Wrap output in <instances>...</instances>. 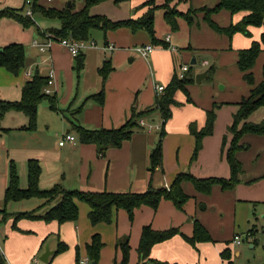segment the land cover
<instances>
[{
    "label": "crops",
    "instance_id": "crops-1",
    "mask_svg": "<svg viewBox=\"0 0 264 264\" xmlns=\"http://www.w3.org/2000/svg\"><path fill=\"white\" fill-rule=\"evenodd\" d=\"M148 1L150 0H131L129 1V11H119L115 13V15L109 16L115 18L114 20L116 21L139 19L147 13L149 8L139 11L137 8L141 3L144 4ZM208 1L209 0H206V4L209 3ZM219 2L220 0L217 1L215 6ZM63 4L64 3L60 1V6L62 7L59 9L65 7ZM83 6L84 3H81L78 10L82 9ZM215 6L206 5L195 9L213 8ZM100 7L101 6H95L92 8L91 14L94 16H106L100 13ZM224 12L229 13L227 11ZM219 14L213 16V21H216L217 24L220 22ZM245 15V13L236 15L230 13L232 17L231 21L235 20L237 23H240ZM200 16L203 17L204 13L200 14ZM18 25L21 27L22 31L29 34L30 40L27 44V41L23 40L16 41V43L23 44L24 46L27 45V47L28 44H30L29 47L38 50L32 45L34 41L33 35H35L34 32L31 29L22 28L20 24ZM231 25H233V22L231 24L227 23V25L224 24L222 27L225 28ZM204 27L205 32L203 35L196 37L195 45H192L191 42V44L183 48H180L181 39L184 40L183 38L175 35L172 36L171 34H167L163 38L157 35L158 38L162 40L170 37L169 44L176 50L156 47L155 51L147 58H143L136 54L134 49L138 46L153 45L149 35L147 36L139 32L134 34L127 29H122V31L115 36L107 34L100 47L88 48L84 51L85 68L80 73V76L77 74V81L74 79L73 75V73L76 72V59L58 43H55L48 53H41L38 50L39 54L36 55L35 60L26 56V66L18 75H13L6 69L0 68V101H20L23 87L32 79L35 73L38 72L41 76L49 78L51 72H54L55 83L51 88H54L55 94H61L60 97H57L60 102V108L65 110L64 116L63 114L49 110L48 106H45L43 108L44 120L41 121L39 118L38 130L36 132L23 129L28 126V118L24 114L17 112L6 114L1 124L4 131H0V135L13 132H16V134H7L6 137L8 141L0 143L2 147L8 149L6 160H3L2 170L0 171V193L2 192L3 197L5 198V192L10 183V166L11 164H15L16 160H18L17 166L20 164H28L30 160H36L40 163L42 173L39 187L42 191H49L56 185H62L64 189L68 191H108L114 193H126L129 191L140 192L144 188H148L150 180V155L156 147L158 136L154 135L153 131L155 130L157 133L160 132L162 124L150 125L149 127L151 130L149 132L145 130L136 132L133 138L125 142L121 148H111L107 151L105 157H100L96 145H83L79 142L78 135L71 128V123L68 120L69 117H72L68 110H77L83 107L76 119L82 127L88 130H112L122 127L130 119V111L134 104L137 106L136 108H138V111H147L155 108L156 97L158 95L156 91L157 86L166 87L172 80L174 74L177 71L180 72L183 66H192L193 61H196L197 65L199 63L198 55L195 57V54L200 52V46L210 48V50L214 51L227 48L228 45L225 42V38L218 36V33L212 30L204 20L203 24L199 25L196 24L195 20L194 25L190 26V35H192L196 29H202ZM42 30L44 29L42 28ZM249 31L254 34V39L250 41L249 46L244 44L240 47H236V52L242 49H248L254 41H259L264 29L250 27ZM239 36L240 34L236 35L233 40ZM218 37L223 40L222 48L215 46L217 41H219ZM38 39L43 43L46 41V35L45 37L39 35ZM237 41L240 42L239 38ZM10 42L11 41H5L0 47H6ZM93 42L97 45V41ZM109 45H114L116 49L112 52L105 51L103 48ZM31 52L33 53L32 50ZM108 60L112 62L115 71L110 75L105 85V102L103 106H100L89 98L96 95L101 90V79L99 78L98 70ZM258 61L259 64L255 69V73L263 66L264 54L260 56ZM208 65V61H203L201 63V68L203 69L191 71L194 72V75L202 74L207 71L204 68ZM44 68L48 70L47 73H44ZM208 70L210 71V69ZM29 72L32 73V76H28ZM256 80L259 82L261 78L256 76ZM141 86H145V89L142 93L139 92V96L133 104L135 92H137ZM250 90L251 87L249 86V91ZM176 97H179L178 93ZM213 103L214 99L201 109L194 106H188L191 108L186 107L182 108V110H178L177 108L174 109L173 118L166 125L167 135L165 136L166 138L164 137L165 139L163 141V163L162 166L155 171L156 183L159 181V183H157V188H169L172 181L175 180L180 173L190 172L197 178H208L210 176H220L226 179L230 178L231 171L225 155L222 153L221 137L226 130V125L230 127L234 122L233 117L231 125L229 123V120H231L229 112L231 113L234 108L226 107L225 109L220 108L219 112L218 110L216 111L215 134H213L215 137H206L203 141V149L197 160L194 162L191 160L196 142L194 136L190 133V125L196 124L199 129H202L206 125L207 112L212 109ZM239 109L240 107L238 105L237 110L235 109L237 112L234 113V116L238 113ZM48 111L54 115L58 114L59 116H56L58 118L52 116L53 114H49ZM221 115H223L222 118ZM260 115V119L252 118L251 122L250 117L248 122L256 124L259 120L263 119L264 121V112H260ZM144 122L146 124V121ZM153 122H155V120ZM223 123L225 126L222 125ZM41 124L42 128H40ZM53 124L55 128L58 127L57 130L61 133L59 136H61L63 140L66 135H72V132H75V142L67 143L65 146L61 147L60 143L63 141L61 139L59 146L56 147L50 145L48 141H44V134L40 131L44 128L51 131ZM9 135H12V137ZM15 137H20L22 142L20 144H15L13 142ZM229 137H231V135ZM245 139V143H250V150L254 147L256 148L255 144H257L262 148L260 152H264V137L247 135L244 137L243 141ZM243 152L238 154V159L244 165V174L240 179L242 184L240 183V185L235 188L239 201L245 200L239 196L240 192L245 189L242 185H246L247 182L254 180L258 176L264 175V167L259 166V163L249 168L250 174L246 172L248 168L246 166V160L242 157V155L245 154ZM24 153L26 155L22 157ZM257 159L259 162V157ZM26 181L28 182V171L26 179L22 181L23 187ZM263 185L264 182L259 185L260 189L264 187ZM32 200L34 202H30ZM26 201L32 204H29V206L28 204H23L24 206L22 208H20L21 206H13L12 211L8 212V208L11 207V203L14 202L6 205L4 199V207H0V222L2 223L7 214L11 216L18 212L21 213V210H27L26 212H28L33 206L35 209L48 208L42 207L45 202L40 199ZM85 204L86 203L81 204V202L78 203L80 212L78 221L76 223H68L60 229L61 239L70 248L66 256L61 255V257L66 258L68 264H77L76 248L80 249L81 260L87 257L86 247L91 243L94 235H100L104 243V248L102 249L98 264H118L123 257L122 251L118 246L120 240H125L128 237L131 250L136 249L138 252L142 231L147 226H151L156 231L178 229L183 235L191 238L194 234V222L196 219L207 229L214 240L213 243L198 244L196 249H191V245L188 244L182 236L178 235L169 241L156 245L152 250V260L165 264H227L221 257L222 252L227 248V245H221V243L225 242L227 238H230V241L227 243H231L232 252L237 250V247H233L232 241L236 236L240 235L236 234L235 230L231 227L232 221L230 219L224 221L227 215H229V217L231 216V207H226V209L223 210L221 209L219 212L216 210L214 218L211 221L209 218L202 217L200 214L199 216L201 219L198 218V213L195 212L193 204L186 205L183 213L175 207L174 203L164 200L157 210L146 206L137 209L134 213L133 222L129 220L126 212L120 210L115 213L112 224H101L94 227L89 220L91 209L89 205ZM16 207L19 209H16ZM235 212L237 214L238 206L237 208L235 207ZM222 214L224 215L222 216ZM191 215H194L195 218H191ZM50 226V231L56 230V225ZM22 228L25 229V226H22ZM26 228L31 229L32 226L27 225ZM37 228L41 233V238L46 237L47 227L39 225L35 227V229ZM225 228H227V231ZM223 229L224 234H230L228 237H222L223 233L221 231ZM27 240H29L27 236L9 232L7 228L5 231H0V243L3 241L4 244V247L0 245V249L7 259L8 264H25L30 260L33 254H37L40 249V240L31 241L30 245ZM218 243L220 244L216 245ZM211 245H213L214 251H211L209 255L206 250L207 247ZM50 251L56 253V249H50ZM236 255L240 256L241 253L236 251ZM54 256L55 255L50 257L49 263L52 262L51 260H53ZM61 257H58L54 264H60ZM130 257V261H135L136 258H134L132 252H130ZM35 261L38 260L34 259L33 264H35ZM137 264H140V257Z\"/></svg>",
    "mask_w": 264,
    "mask_h": 264
},
{
    "label": "trees",
    "instance_id": "trees-1",
    "mask_svg": "<svg viewBox=\"0 0 264 264\" xmlns=\"http://www.w3.org/2000/svg\"><path fill=\"white\" fill-rule=\"evenodd\" d=\"M83 1V8L78 10L75 2H72L70 8H68L67 5L59 9L52 7V4H41L36 0L33 7L34 18H29L24 15V4L21 9L13 10L8 8L1 11L0 21L2 19H10L20 24L24 29L35 28L40 36L45 37L46 34H50L55 40L70 39L76 42H88L92 31H103L104 33H108L120 28H127L133 33L145 31L150 36L152 44L155 47H162L164 49H169V44L165 40L157 38L155 32V13L158 9L164 10V19L170 29L175 32L179 29L178 21L180 19H185L188 21L189 26H193L195 23L194 18L198 13H205V20L212 30L220 35L228 36L229 38H232V36L238 33L251 36L249 31L250 27L264 29V0H220L213 8H191L187 13L181 12L178 9V5L181 3H191L193 0H181L175 5L174 3L176 0H165L162 5H157L155 0H150L137 8L138 11L149 8L144 16L136 20L130 19L119 22H114L105 16H94L91 14L92 8L111 0ZM114 1L118 4L130 0ZM222 11H227L232 15L239 13H245L246 15L239 24L223 28L212 21V16ZM36 18H41L49 22H58L59 26L48 27L42 30L41 27L36 24ZM262 54H264V32L260 40L254 41L250 48L238 51L237 64L243 75L244 81L251 87V90L249 97L244 98L238 104L240 109L234 116L233 125L228 128V132L233 135L232 144L225 155L231 171L229 179H198L190 173H180L169 188L155 189L150 184L148 190L140 194L134 192L68 191L64 189L62 185H56L49 191H42L39 187L42 170L38 161L30 160L28 162V187L26 189L20 188V178L16 165L11 164L10 183L4 198L5 204L40 199L45 202L42 207H49V210L43 215L38 214V211L11 215V217L15 219L14 227H16L18 221L22 219L43 221L46 224L56 222L59 225L67 222H77L80 215L78 207V203L80 202L89 205L91 209L89 220L94 227L101 224H112L115 213L120 210L128 212L130 219L133 220L134 213L137 209L146 206L157 210L164 200L171 201L177 209L183 210L185 203L190 198L184 191L185 184H192L196 191L203 194H210L215 186H220L224 192L234 191L235 188L240 185L241 176L244 174V165L238 159V154L250 148V146L242 143L244 137L247 135L264 137V121L259 124L248 122V119L253 113L264 107V62L262 66V79L259 82L256 81L253 73L256 63ZM26 56V48L23 44L13 43L3 48L0 47V68L6 69L13 75H18L26 66ZM75 59L77 62L76 73L80 76V73L85 68L84 52ZM114 71L115 68L110 60L106 61L98 70V75L101 79V90L96 95L91 96L89 98L90 100L100 105L104 104L105 85ZM212 71L213 69L210 68L209 73ZM191 73L192 71L189 69L188 73L182 79L180 78V73L177 71L170 83L164 87V92L158 93L155 108L143 113H137L134 108L130 119L118 129L88 130L82 127L76 118L81 113L83 107L77 110H68L72 116L68 118L71 123V128L78 135L81 144L96 145L98 147L99 156L105 157L109 149L121 148L125 142L133 138L136 132L144 130L145 127L141 125V121L147 115L158 112L162 116L163 122L160 131L161 140L150 155L149 172L152 174L160 168L163 163L162 139L167 135L166 125L172 118V107L177 105L175 95L178 91L187 92L186 88L194 83V78ZM48 83L49 78L43 77L37 72L23 87L20 101H0V131H4L1 124L6 114L17 112L24 114L28 118V126L23 129L35 132L38 127L39 106L44 101H49L51 111L61 113L65 116V112L61 111L58 107L57 96L51 97V95L45 93V88H48ZM189 101H191L190 98ZM222 105L223 104H215L212 109L207 112L206 125L202 129H199L196 124L190 125V133L194 136L196 142L192 162L197 160L202 151L204 139L213 135L217 118L216 111L221 108ZM225 147L226 138L223 142V154L225 153ZM178 235L182 236L184 240L193 247H197L198 244L202 243L214 242L207 229L199 221H195L194 223V234L191 238L183 235L178 229L156 231L151 226H147L142 231L138 248L140 264H147V261L153 264H162L150 259L153 248ZM230 245V242L227 243V248L221 254L222 259L227 264H233ZM118 246L123 255L120 264H129L131 248L128 239L120 240ZM68 248L66 243L60 241L55 256L66 252ZM103 248L104 243L102 237L100 235H94L91 243L86 247L87 258L90 262L99 263ZM80 261L81 257L78 249L76 257L77 264H79ZM0 264H8L1 249Z\"/></svg>",
    "mask_w": 264,
    "mask_h": 264
},
{
    "label": "rangeland",
    "instance_id": "rangeland-1",
    "mask_svg": "<svg viewBox=\"0 0 264 264\" xmlns=\"http://www.w3.org/2000/svg\"><path fill=\"white\" fill-rule=\"evenodd\" d=\"M60 1L63 2L64 3L63 5H65V6H67L69 4V2H75L77 9L80 8L81 3H84L83 0H58V1H55L51 6L56 7V8L62 7V6H60ZM155 1H156L157 5H162L165 0H155ZM178 1L180 2L181 0H176L174 5L177 4ZM183 1H185V0H183ZM217 1L218 0H209L208 1L209 3L206 4V0H193L191 3L189 2V3L179 4L178 9L181 12L187 13L191 8L195 9V8H199V7L206 6V5L207 6L208 5L215 6ZM25 2H26V0H0V12L5 10V9H8V8L13 9V10L21 9L23 7V5L25 4ZM42 3L45 4L44 2H42ZM141 5H143V3H141L138 6V8L141 7ZM97 6L98 7L101 6L99 8V11H101L100 13H103L102 15H106L105 17H107V18L109 17L108 19L111 18L110 20H112L114 22H119V21L114 20L115 18H112L109 15H115V13H117L119 11L127 12L130 10L129 1L117 4V3H115L114 0H111V1L101 3ZM104 6H106V7H104ZM200 14H202V13H200ZM200 14H197L194 18V20H196L197 25L203 24V20L206 22L205 13H204L203 17L200 16ZM219 16H220L219 18H220V22L222 25H224V24L227 25V23L231 24L232 22H233V25L239 24V22L237 23L235 20L231 21L232 17L230 16V13H226V12L222 11V12H220ZM213 20H214V17L212 16V21ZM35 21H36V24L39 27H41V29L59 26L58 22L44 21L41 18H36ZM178 22H179V29L176 32L172 31L164 19V10L158 9L155 13V32H156V35H158L161 38H163L167 34H171L172 36L175 35V36L181 37L185 40L184 41L181 39L180 48H183L184 46L191 44V42H192V45H195L196 37L199 35H203L205 32V27H204L202 29H196L195 32L192 33V35H190L191 29H190V26L188 24V21H186L185 19L184 20L180 19ZM220 22H219V24H220ZM215 23H216V21H215ZM206 24H207V22H206ZM221 24L219 25L220 27H222ZM122 29L123 28H120V29H117L115 31H111L108 33H104L103 31H92L90 39L87 42V44L90 46V44L93 41H97V46L100 47V45L104 41L107 34L108 35L111 34V35L115 36L119 32H121ZM124 29H127V28H124ZM31 30L35 34V35H33L34 40H39L38 39L39 35L37 33V30L35 28H31ZM127 30H129V29H127ZM129 31L131 32V30H129ZM139 33H144L148 36V34L145 31H142ZM239 34H240V36L236 37V39L233 40V38ZM47 35L48 34H46V36ZM158 36H157V38H158ZM218 36L225 38V40H226L225 42L228 45L227 48H225L223 50L219 49V50L214 51V50H210V48H205V47L200 46L201 47V48H199L200 52L195 54V57L198 55L197 57H198L199 63L196 66H191V65L188 66L189 69H191L192 71L195 69H203V68H201V63L203 61H208L209 65L205 66L204 69L208 70V69L212 68L213 71L209 74L208 78L205 79L201 84H198L196 82V76L197 75H194V72L191 73V75L194 78V83L190 84L186 88L187 92L178 91L177 93L179 94V97H176V95H177V93H176L175 101H176L177 105L172 107V118L174 115V109H176V108L178 110H182V108H186V107L191 108L188 106H194V107H199V109H201L202 107L207 106L208 103L212 102V99H214L213 106L215 104H218V105L223 104L221 107L223 109H225L226 107L234 108L231 113L229 112V115L231 118V120H229V123L231 125V121H233L234 113L237 112L236 110L238 108V104L244 98L249 97V92H250L249 91V85H247L245 83V81L243 80V77L240 73V70H239V67L237 64L238 51L236 52L235 50H236V47H240L244 44H247L249 46L250 41H252L254 39V34L251 33V36H246L242 33H238V34H235L234 36H232V38H229L228 36H225V35L224 36L219 35V34H218ZM222 38H219V41H217V43L215 44L216 47H218V48L223 47ZM238 38H239L240 42L237 41ZM21 40L27 41L26 42V44H27L28 41L30 40L29 34L25 31H22L21 27L17 24V22L10 20V19H2L0 21V45H2V43H4L5 41H11L10 44H13V43H16V41H21ZM206 44H209V43H206ZM29 45L30 44H28V47H27V45L25 46L26 54H27L28 58L35 60L36 55L39 54L38 53L39 51L36 49H32L31 47H29ZM31 50L33 51V53L31 52ZM258 64H259V61H257L253 73L255 75V78H256V76H258L262 79V68L258 69L255 73V69H256ZM44 71H45L44 73H47L48 70L46 68H44ZM73 75H74V79L77 81L78 80L77 73L74 72ZM108 80H107V82H108ZM46 89L47 88H45V90ZM49 89L53 92L51 94V97H54V96L60 97L61 94H58V95L55 94L54 88H49ZM144 89H145V86H141L139 88V90L137 92H135V98H134L133 104L135 103L136 99L138 98L139 92L142 93V91H144ZM105 95H106V89H105ZM239 95H240V97L238 98ZM189 98L191 99V101H189ZM182 101H184V102H182ZM95 103L100 105L97 102H95ZM103 105H100V106H103ZM45 106H48V108L50 110L49 101H44L39 106L38 122H39V118L41 121L44 120L43 119V116H44V109L43 108ZM58 107L61 111H65V110H62L60 108L59 99H58ZM136 107L137 106L134 104V106L131 108L130 116H131L132 110L134 108L136 109L137 113H143V112H147V111L152 110V109H150L147 111H144V110L138 111V108H136ZM194 109H196V108H194ZM219 111H220V108L218 109V112ZM260 112H264V108L260 109L256 113H253L250 116L251 117L250 121L252 122V118H257V119L259 118L260 119V116H261ZM48 113H49V111H48ZM49 114H53V113H49ZM52 116H55V118H58L56 116H59V115L53 114ZM222 116L223 115H221V118H222ZM143 120L146 121V124L148 125V126L146 125L147 127L144 130L148 131V132H149V126L150 125H158V124H162V122H163L162 116L158 112H155V113L153 112L152 114L147 115ZM154 120H155V122H153ZM261 122H263V119L256 122V124H259ZM42 124H43V122H42ZM42 124L40 125V128H42ZM222 125L225 126L224 123ZM228 127H229V125H226V130L221 137L222 153H223V142H224V139L226 138V147H225L224 155H226V153H227L228 149L230 148L232 141H233V135L230 134L229 132L227 134ZM57 129H58V127L55 128V125L53 124L51 131H48L47 128H44L40 131V132H43V134H44L43 140L48 141L50 145L56 146V147L59 146V142L62 139L61 136H59L61 133L58 132ZM37 130H38V127H37ZM7 134H16V132L7 133ZM7 134H4V135L1 134L0 135V143H3V141H8V139L6 137ZM153 134L158 135L157 136V144H158V142L161 140V133L160 132L157 133V131L154 130ZM213 134H215V133H213ZM72 135L75 137V132H72ZM230 135H231V137H229ZM9 136L12 137V135H9ZM211 137L213 138V137H215V135H213ZM165 138L162 139L163 152H164V142L163 141ZM13 142L15 144H20L22 142V139L20 137H15L13 139ZM245 142H246V139L242 143L249 146L250 143L248 142L249 144H247ZM255 145H256V148L254 147L251 150L249 148L248 150H244V152L241 151V152L245 153L242 155V157L246 160V166L248 168V170L246 172H249V174L251 173L249 168L257 165L258 163H259V166L264 167V152H260L262 150V148L259 147V145H257V144H255ZM7 150L8 149H5V147H2L0 145V171L2 170L3 160L5 161L6 157H7ZM192 154H194V151ZM25 155L26 154L24 153L22 157H24ZM192 157H193V155H192ZM258 157L260 159L259 162L257 159ZM225 158H226V156H225ZM23 160H24V158H23ZM191 160H192V158H191ZM191 160H190V162H191ZM17 163H18V160H16L15 164H16V168L18 171L19 178H21V180L19 181V184H21V188H26L28 185V182L26 181V184L23 187L22 181H24L26 179L27 171H28V164H20L17 166ZM155 174H156L155 172L152 174L149 172L150 180H149L148 188L151 184L153 188L161 189L163 187L157 188V183H159V181L156 183ZM190 174H192V173H190ZM151 175H152V177H151ZM210 178L226 179V178H224V177L222 178L220 176H212V177L210 176L208 178H198V179H210ZM173 182H174V180L172 181V184H173ZM262 182H264V175L258 176L254 180L247 182L246 185H242V186H244L245 189L240 192L239 196H241L243 199H245L243 201H239L237 199V193L235 190L230 191V192L229 191L224 192V191H222L220 186H215V187H213V190L210 194H203V193H199L198 191H196L195 187L192 184H185L184 185V191L190 198L185 203L183 210H179V209L178 210L180 212H183L185 210L186 205L193 204V206L195 208V212L198 213V218H200V216H199V214H200L202 217H207V218H209V220L212 221L214 218V214L216 213V210L219 212V210H221V209L223 210V209H226V207L227 208L231 207L232 208V214L230 217H229V215H227L226 218L224 219V221H228L229 219L232 221L231 227L235 230L236 234L240 235L241 240H242V244L236 248L237 250H234V252H232V263L233 264H264V187L262 189H260V187H259V185ZM148 188H144L140 192H134V191H129V192H134V193L140 194V193L146 192L148 190ZM3 200H4V197H3V194L1 192L0 193V205H2V206H0V207H2V208L4 207ZM30 202H34V201L32 200ZM30 202L21 201L20 203H15V202L11 203L12 205H11V207L8 208V212L12 211L13 206H18V207L21 206L20 208H22L24 206L23 204H28V206H29V204L31 205L32 203H30ZM81 204H83V203H81ZM237 206H238V212L236 214L235 207L237 208ZM18 207H16V209H19ZM47 210H49V207L48 208L35 209V207L33 206V208L28 210V212H26L27 210H21L22 211L21 213H30V212L38 211L39 212L38 214L43 215L46 213ZM124 212H126V211H124ZM18 213H20V212H18ZM126 214H128V212H126ZM223 215L224 214H222V216ZM8 216H10V215L7 214V216L5 217V220H3L2 223L0 222V231H5V229L7 228V231H9V232H15L17 234L27 236L29 238V240H27L29 245L31 244V241L40 240L39 241V244H40L39 251L37 252V254L36 253L33 254L31 256L30 260H28V262L25 264H33L34 259H37L39 264H45L40 260L41 256L45 253L47 247L50 249H56V250L58 249L59 242L60 241L63 242V240L61 239L60 229L62 226L66 225L68 223H71V222H67V223H64L62 225H59L58 223L53 222L51 224H46L43 221H33V220H29V219H22V220L18 221V223L16 224V227H14V221H15L14 217H11V216L8 217ZM128 217H129V220L131 222L134 221V218H133V220L130 219L129 214H128ZM191 218H195V216L191 215ZM195 221H198V220L196 219ZM27 225L32 226V228L31 229L26 228ZM39 225L47 227V229H46L47 234H46V237H44V238H41L42 236H41V233L38 231V228L35 229V227H37ZM50 225H56V230L50 231L51 230ZM22 226H25V229H23ZM225 229L227 231V228H225ZM221 232L223 233L224 229ZM229 235L230 234H228V233H225V234L223 233L222 237H228ZM127 239L129 241L128 237H127ZM228 241H230V238L225 239V242L221 243V245H227ZM219 244L220 243H218L216 245H219ZM0 245L2 247H4L3 241H2V243H0ZM129 245H130V241H129ZM190 247H191V249H196V247H193V246H190ZM130 248H131V245H130ZM114 249H115V247H114ZM69 250H70V248H68V250L66 252H64L60 255L54 256L53 260H51L52 261L51 264H54L55 260L58 257H61V255L66 256V253ZM211 251H214L213 245L208 246L207 250H206V252H208L207 254L211 253ZM236 251L240 252L241 255L237 256ZM131 252L133 253L134 258H136V259L133 262L129 260V264H137V261L139 259V254H138L136 249L131 250ZM77 253H78V248H76V257H77ZM79 254L81 257L80 249H79ZM8 257H9V255H8ZM86 258L87 257H84V259H86ZM9 259H10V257H9ZM150 259L152 260V255L150 256ZM121 261L118 264H120ZM146 263L147 264H153L150 261H147ZM60 264H68L65 257H61ZM162 264H165V263H162Z\"/></svg>",
    "mask_w": 264,
    "mask_h": 264
},
{
    "label": "built area",
    "instance_id": "built-area-1",
    "mask_svg": "<svg viewBox=\"0 0 264 264\" xmlns=\"http://www.w3.org/2000/svg\"><path fill=\"white\" fill-rule=\"evenodd\" d=\"M36 0H26L25 2V9H24V15L26 17L29 18H34V13H33V7H34V3ZM56 0H38L39 3L42 4V2L46 3V4H53ZM165 41L169 44L170 43V37H167L165 39ZM55 43H58L60 46H62L63 48H65L71 55L73 58H77L83 51H85L88 48H97V45L92 42L90 44V46L87 44V42H76L74 40H55L54 37L50 34H48L46 36V41L45 42H40L39 40H34L32 45L33 47L37 48L41 53H48L53 45ZM105 51H114L116 48L114 45H109V46H105L103 48ZM156 47L153 45H145V46H138L134 49V51L136 52V54H138L139 56L143 57V58H147L149 57L154 51H155ZM169 49L172 50H176L174 47H172L169 44ZM189 71V67L188 66H183L180 69V78H184L185 75L188 73ZM28 76H32V73L29 72ZM55 83V75L54 72H51L50 77H49V83H48V88L45 90V93L47 95H51L53 92L49 89L51 88ZM156 91L158 93H163L164 92V87L162 86H157ZM141 125L143 127H147L144 121H141ZM151 130V128L149 127V131ZM161 130V127H160ZM75 142V137L72 136L71 134L66 135L65 139L60 143V146H65V144L67 143H74ZM233 247H238L242 244V240L240 236H236L233 239ZM35 264H39L38 261H35ZM79 264H91L90 260L88 258L86 259H82L80 261Z\"/></svg>",
    "mask_w": 264,
    "mask_h": 264
},
{
    "label": "water",
    "instance_id": "water-1",
    "mask_svg": "<svg viewBox=\"0 0 264 264\" xmlns=\"http://www.w3.org/2000/svg\"><path fill=\"white\" fill-rule=\"evenodd\" d=\"M71 4H72V2H69V4H68V8L71 7ZM194 65H196V61H193L192 66H194ZM209 72H210V71L207 70V71L203 72L202 74H198V75L196 76V82H197L198 84H201L205 79L208 78ZM53 255H55V252L50 251V249L47 247L45 253L41 256L40 260H41L43 263H45V264H49V262H50V257H52ZM91 264H96V262H91Z\"/></svg>",
    "mask_w": 264,
    "mask_h": 264
}]
</instances>
